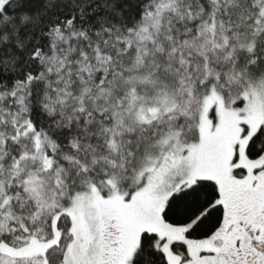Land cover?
I'll use <instances>...</instances> for the list:
<instances>
[{
    "label": "snow or ice",
    "instance_id": "obj_1",
    "mask_svg": "<svg viewBox=\"0 0 264 264\" xmlns=\"http://www.w3.org/2000/svg\"><path fill=\"white\" fill-rule=\"evenodd\" d=\"M0 264H264V0H0Z\"/></svg>",
    "mask_w": 264,
    "mask_h": 264
}]
</instances>
